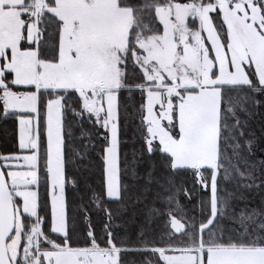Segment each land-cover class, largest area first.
I'll use <instances>...</instances> for the list:
<instances>
[{"label": "snow or ice", "instance_id": "snow-or-ice-1", "mask_svg": "<svg viewBox=\"0 0 264 264\" xmlns=\"http://www.w3.org/2000/svg\"><path fill=\"white\" fill-rule=\"evenodd\" d=\"M254 108L264 0H0V264H264Z\"/></svg>", "mask_w": 264, "mask_h": 264}, {"label": "trees", "instance_id": "trees-1", "mask_svg": "<svg viewBox=\"0 0 264 264\" xmlns=\"http://www.w3.org/2000/svg\"><path fill=\"white\" fill-rule=\"evenodd\" d=\"M252 128L257 132V135H260L261 127L264 126V108H254L253 115L251 118ZM16 130L14 125L9 121L8 123L0 122V152L10 151L13 146L16 144ZM253 152L255 153V159L259 161L262 157H264V148L261 145L256 144L253 147ZM87 163V161H85ZM73 193H69V205L67 214L69 217V227L72 228L75 226L77 230H79L84 221L83 219L76 213L75 207L80 203L79 199L75 200V203L72 202ZM78 195V194H76ZM73 217H75V221H73ZM92 223L99 231L101 227H103V223L106 222V217L103 216L102 213H99L97 210L93 211L92 215ZM158 227H162V222L158 224ZM129 259H135L140 261L141 259H152L150 255L142 256L140 254H131Z\"/></svg>", "mask_w": 264, "mask_h": 264}]
</instances>
